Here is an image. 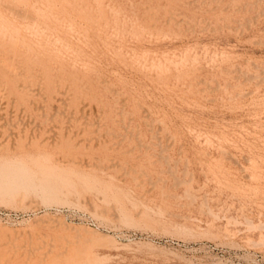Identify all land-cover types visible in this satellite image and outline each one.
<instances>
[{
    "label": "rangeland",
    "instance_id": "rangeland-1",
    "mask_svg": "<svg viewBox=\"0 0 264 264\" xmlns=\"http://www.w3.org/2000/svg\"><path fill=\"white\" fill-rule=\"evenodd\" d=\"M5 1L0 264H264V0Z\"/></svg>",
    "mask_w": 264,
    "mask_h": 264
},
{
    "label": "bare ground",
    "instance_id": "bare-ground-1",
    "mask_svg": "<svg viewBox=\"0 0 264 264\" xmlns=\"http://www.w3.org/2000/svg\"><path fill=\"white\" fill-rule=\"evenodd\" d=\"M0 1H1V0H0ZM4 1H5V0H4ZM21 1H22V0H21ZM29 1H30V0H29ZM37 1H38V0H37ZM37 1H36V2H37ZM44 1H45V0H44ZM48 1H50V0H48ZM11 2H12V1H11ZM18 2H19V0H18ZM22 2H23V1H22ZM22 2H21V3H22ZM24 2H25V1H24ZM45 2H47V1H45ZM51 2H52V0H51ZM0 3H1V2H0ZM4 3H6V1H5ZM13 3H15V2L13 1ZM28 3H29V2H28ZM32 3H33V2H32ZM38 3H39V2H38ZM40 3H41V2H40ZM43 3H44V2H43ZM48 3H49V2H48ZM53 3H54V2H53ZM18 4H19V3H18ZM24 4H25V3H24ZM3 5H5V4H3ZM11 5H13V4H11ZM11 5H10V6H11ZM29 5H30V3H29ZM33 5H34V3H33ZM46 5H47V4H45V6H46ZM49 5H51V3H49ZM49 5H48V6H49ZM54 5H56V4H54ZM0 6H1V5H0ZM6 6H9V3H7ZM6 6H5V8H6ZM10 6L7 7V8H10ZM14 6H17V4H15ZM22 6H23V4H22ZM22 6H21V7H22ZM31 6H32V5H31ZM31 6H30V7H31ZM37 6H39V4H38ZM43 6H44V5H43ZM48 6H47V7H48ZM52 6H53V5H52ZM3 7H4V6H3ZM11 7H13V6H11ZM21 7H20V9H21ZM23 7H24V6H23ZM27 7H28V5H27ZM40 7H42V6H40ZM55 7H56V6H55ZM13 8H14V7H13ZM17 8H18V6H17ZM38 8H39V7H38ZM57 8H58V7H57ZM25 9H26V8H25ZM25 9H24V10H25ZM35 9H36V8H35ZM39 9H40V8H39ZM51 9H52V8H49L48 10L51 11ZM0 10H3V14H4L5 11H6V10L4 11V9H1V8H0ZM9 10L12 11V9H9ZM21 10H22V9H21ZM43 10H44V9H43ZM45 10L48 11L47 9H45ZM45 10H44L43 12H45ZM53 10H54V9H53ZM56 10H57V9H56ZM56 10H55V12H56ZM58 10H59V9H58ZM58 10H57V11H58ZM15 11H16V10H15ZM18 11H19V10H18ZM49 11H48V12H49ZM20 12H21V11H19V13H20ZM22 12H23V11H22ZM35 12H36V11H35ZM55 12H54V13H55ZM58 12H59V11H58ZM1 13H2V11H1ZM7 13H8V12H7ZM38 13H40V12H38ZM41 13H42V12H41ZM61 13H62V12H61ZM61 13H60V15H61ZM90 13H91V12H90ZM5 14H6V13H5ZM26 14H27V13H26ZM29 14H30V13H29ZM46 14H47V13H46ZM51 14H53V11H52ZM55 14H56V13H55ZM62 14H64V13H62ZM13 15H14V14H13ZM13 15H12V17H13ZM20 15H21V17H22V14H20ZM36 15H37V13H36ZM41 15H42V14H41ZM60 15H59V16H60ZM10 16H11V14H10ZM14 16H16V15H14ZM26 16H28V15H25V17H26ZM38 16H39V15H37V17H38ZM42 16H43V15H42ZM42 16H40V17H42ZM44 16H45V13H44ZM46 16H48V15H46ZM52 16H53V15H52ZM59 16H58V17H59ZM1 17H3V16H1ZM1 17H0V18H1ZM16 17H18V16H16ZM48 17H49V16H48ZM54 17H55V16H54ZM6 18H8V17L6 16ZM6 18H5V19H6ZM14 18H15V17H14ZM22 18H23V17H22ZM22 18H21V19H22ZM42 18H43V17H42ZM42 18H41V22H42V20H43ZM45 18H46V17H45ZM51 18H53V17H51ZM51 18L49 19V21H48V19H47V22H50ZM15 19H17V18H15ZM24 19H25V18H24ZM27 19H28V21H29V17H28ZM34 19H35V18H33L32 20H34ZM54 19H55V18H54ZM61 19H65V16H64V18H61ZM8 20H9V19H8ZM10 20H14V19H10ZM19 20H20V18H19ZM25 20H26V19H25ZM35 20H37V18H36ZM39 20H40V19H39ZM39 20H37V21H39ZM66 20H67V19H66ZM69 20H70V19H68L67 21L69 22ZM2 21H3V20H2ZM2 21H1V22H2ZM14 21H15V20H14ZM16 21H17V20H16ZM43 21H44L45 24H48V23H46L45 20H43ZM20 22H23V21H19V23H20ZM25 22H26V21H25ZM64 22H65V21H64ZM9 23H10V22H9ZM9 23H8V24H9ZM12 23L14 24V23H17V22H12ZM19 23L16 24V25H20ZM23 23H24V22H23ZM27 23H29V22H27ZM27 23H26V24H27ZM30 23H31V21H30ZM32 23H34V21H32ZM32 23H31V24H32ZM37 23H38V22H37ZM0 24H1V23H0ZM2 24H3V23H2ZM8 24L6 25V23H5V26H8ZM10 24H11V23H10ZM24 24H25V23H24ZM26 24H25V25H26ZM70 24H71V21H70ZM72 24H73V23H72ZM72 24H71V25H72ZM16 25H15V27H16ZM27 25H28V24H27ZM34 25H35V24H34ZM37 25H40V24H37ZM42 25H43V24H42ZM42 25H41V26H42ZM56 25H57V24H56ZM59 25H61V26H65V25H62V22H61V24L59 23ZM59 25H58V26H59ZM22 26H23V25H22ZM22 26L20 25V27H22ZM43 26H44V25H43ZM47 26H48V25H47ZM49 26H50V24H49ZM49 26H48V27H49ZM53 26H54V24H53ZM74 26H75V25H74ZM8 27H9V26H8ZM20 27H19V28H20ZM37 27H38V26H36V28H37ZM72 27H73V25H72ZM3 28H4V27H3ZM10 28H11V27H10ZM55 28H56V27H55ZM61 28H64V27H61ZM5 29H6V28H5ZM7 29H8V28H7ZM12 29H14V28L12 27ZM12 29H11V30H12ZM15 29H16V28H15ZM21 29H23V27H22ZM25 29H26V28H25ZM40 29H41V28H40ZM45 29H47V28L45 27ZM45 29H44V31H45ZM50 29H51V26H50ZM50 29H49V30H50ZM52 29H53V28H52ZM52 29H51V30H52ZM65 29H66V28H65ZM65 29H64V30H65ZM69 29H70V28H69ZM1 30H2V29H1ZM11 30H10V31H11ZM58 30H59V29H58ZM58 30H57V32H58ZM67 30H68V29H67ZM73 30H74V29H73ZM75 30H76V29H75ZM12 31H13V30H12ZM12 31H11V33L14 34L15 30H14V32H12ZM16 31H21V30H19L18 27H17ZM24 31H25V30H24ZM34 31H35V29H34ZM47 31H48V30H47ZM47 31H46V32H47ZM52 31H55V30H52ZM62 31H63V30H62ZM25 32H26V31H25ZM27 32H28V31H27ZM27 32H26V33H27ZM31 32H32V30H31ZM31 32H30V34H31ZM37 32H38V31H37ZM50 32H51V31H50ZM55 32H56V31H55ZM67 32H69V33H66V34L63 33V32H61V33H62V34H65V36H70L69 34L72 32V29H71V32H70V31H67ZM0 33H1V32H0ZM19 33H21V32H18V33H16V35H15V34H14V35H15V36H17V35L19 36V35H20ZM22 33H24V32H22ZM34 33H35V32H34ZM61 33H60V34H61ZM28 34H29V33H27V36H28ZM36 34H37V33H36ZM48 34H49V32H48ZM52 34H53V33H52ZM52 34H51V35H52ZM54 34H55V33H54ZM56 34H57V33H56ZM58 34H59V32H58ZM67 34H68V35H67ZM73 34H74V33H73ZM73 34H71V35L73 36ZM75 34H76V33H75ZM75 34H74V35H75ZM23 35H25V33H24ZM43 35H44V34H43ZM49 35H50V34H49ZM11 36H12V34H11ZM30 36H31V35H29V38H30ZM34 36H35V37H34ZM34 36H32V37H34V39H37V38H36V35H34ZM39 36H40V35H39ZM57 36H58V35H57ZM20 37H21V40H22V39H23L22 36H20ZM24 37H25V36H24ZM44 37H45V36H44ZM52 37H53V36H52ZM58 37H59V36H58ZM60 37H61V36H60ZM26 38H27V37H26ZM46 38L49 39V37H46ZM66 38H67V37H65V39H66ZM13 39H14V38H13ZM18 39H19V38L17 37L16 40H18ZM31 39H32V38H30V40H31ZM38 39H39V38H38ZM41 39H42V38H41ZM50 39H51V38H50ZM60 39H61V38H60ZM60 39H59V40H60ZM3 40H5V39H2V41H3ZM9 40H10V39H9ZM11 40H12V39H11ZM23 40H24V39H23ZM23 40L20 41V39H19V41H20L21 43L23 42ZM28 40H29V39H28ZM39 40H40V39H39ZM43 40H45V38H43ZM52 40H53V39H52ZM63 40H64V39H63ZM66 40H67V39H66ZM7 41H8V39H7ZM34 41H35V40H34ZM55 41H57V40L55 39ZM64 41H65V40H64ZM69 41H71V39H70ZM9 42H12V41H9ZM15 42H16V41H15ZM25 42H26V41L24 40L23 43H25ZM32 42H33V41H32ZM35 42L37 43V40H36ZM41 42H43V41L41 40ZM46 42H47V41H46ZM49 42H50V40H49L47 43H49ZM21 43H19V44H21ZM53 43H54V42H53ZM58 43H59V42H58ZM61 43H62V41H61ZM2 44H3V42H2ZM13 44H14V43H12V46H13ZM16 44H17V43H16ZM27 44H29V43H27ZM39 44H40V42H39ZM43 44H44V43H43ZM64 44H65V42H64ZM8 45H9V44H8ZM34 45H37V44L34 43ZM46 45H48V44H46ZM50 45L52 46V43H51ZM50 45H49L48 47H50ZM54 45H55V44H54ZM56 45H57V44H56ZM3 46H4V44L2 45V47H3ZM21 46H23V45H21ZM24 46H26V43H25ZM41 46H45V45H41ZM41 46H37V47H41ZM10 47H11V46H10ZM13 47H14V46H13ZM27 47H28V46H27ZM46 47H47V46H46ZM5 48H6V46H5ZM11 48H12V47H11ZM18 48H19V47H18ZM18 48H17V49H18ZM25 48H26V47H25ZM41 48L44 49L45 47H41ZM3 49H4V48H3ZM3 49H2V50H3ZM13 49H15V48H13ZM13 49H12V50H13ZM17 49H16V50H17ZM22 49H24V48L22 47ZM28 49H29V48H28ZM30 49H33V51H35V46H34V48H31V47H30ZM38 49H40V48H38ZM38 49H37V50H38ZM7 50H8V48H7L5 51H7ZM10 50H11V49L9 48V51H10ZM37 50H36V53H37ZM25 51H27V50H25ZM3 52H4V51H3ZM11 52H12V51H11ZM11 52H10V54L13 55V54H12L13 52H12V53H11ZM28 52H29V50H28ZM28 52H27V53H28ZM39 52H40V51H39ZM39 52H38V53H39ZM4 53H5V52H4ZM6 53H7V52H6ZM6 53H5V54H6ZM8 53H9V52H8ZM14 53H15V52H14ZM25 53H26V52H25ZM27 53H26V54H27ZM30 53H31V52H30ZM32 53H33V52H32ZM0 54L3 55V53H0ZM10 54H9V55L7 54V55L10 57ZM17 54L19 55L18 52H17ZM34 54H35V52H34ZM2 55H1V57H2ZM31 55H33V54H31ZM28 56H29V55H28ZM35 56H37V55L35 54ZM38 56H40V55H38ZM3 57H4V56H3ZM9 57H8V58H9ZM16 57H19V56L16 55ZM21 57H24V56H21ZM21 57H20L19 59H21ZM26 57H27V56H26ZM8 58H7V59H8ZM10 58H13V56L10 57ZM27 58H28V57H27ZM33 58H34V57H33ZM1 59H2V58H1ZM4 59H5V58H4ZM19 59H18V61H20ZM24 59H25V61H26V58H24ZM29 59H31V56H30ZM13 60H15V56H14V59H13ZM40 60H41V59H40ZM5 61H6V60H5ZM7 61H8V60H7ZM7 61H6V63H7ZM18 61H17V62H18ZM25 61H24V62H25ZM31 61H32V60H31ZM31 61H30V62H31ZM21 62H22V61H21ZM33 62H34V60L32 61L31 64H33ZM6 63H3V64L6 65ZM9 63H10V62H9ZM11 63H12V62H11ZM18 63H19V62H18ZM22 63H23V62H22ZM25 63H26V62H25ZM27 63H28V62H27ZM34 63H37V61L34 62ZM0 64H2V62H0ZM12 64H13V63H12ZM16 64H17V63H16ZM43 64H45V63H43ZM43 64H42V65H43ZM47 64H49V63H47V61H46V65H47ZM18 65H20V64H18ZM22 65H23V64H22ZM22 65H21V66H22ZM24 65H25V64H24ZM26 65H27V64H26ZM33 65H34V64H33ZM14 66H16L15 63H14ZM14 66H13V67H14ZM21 66H20V67H21ZM27 66L29 67V64H28ZM34 66H35V69H36V65H34ZM37 66H38V65H37ZM43 66H44V65H43ZM43 66H41V68H44ZM51 66H53V65H51ZM51 66H50V67H51ZM0 67H1V66H0ZM3 67H4V66H3ZM20 67H19L18 70H20ZM22 67H23V66H22ZM17 68H18V67H17ZM23 68H24V67H23ZM29 68H30V67H29ZM32 68H33V66H32ZM46 68H47V67L45 66V69H44V70H46ZM53 68H54V66H53ZM0 69H1V68H0ZM10 69H11V67H10ZM27 69H28V68H27ZM27 69H26V70H27ZM47 69H48V68H47ZM51 69H52V67H51ZM5 70H7V69L5 68L4 71H5ZM13 70H14V69H13ZM13 70H12V71H13ZM28 70H29V69H28ZM38 70H39V69H38ZM40 70L44 71L43 69H40ZM10 71H11V70H10ZM31 71H32V72H31ZM34 71H35V70H34ZM34 71H33L32 69L30 70V72L32 73V75H33ZM49 71H51L50 68H49ZM17 72H19V71H17ZM21 72H22V71H21ZM30 72H26V73L28 74V73H30ZM36 72H37V69H36L35 73H36ZM46 72H48V70H47ZM52 72H53V70H52ZM2 73H3V72H2ZM5 73H6V72H5ZM7 73H8V72H7ZM38 73H40V72H38ZM38 73H37V74H38ZM48 73H49V72H48ZM48 73H47V74H48ZM53 73H54V72H53ZM53 73H52V74H53ZM59 73H60V72H59ZM11 74H14V73H11ZM16 74H17V73H16ZM18 74H19V73H18ZM18 74H17V75H18ZM49 74H50V73H49ZM61 74H63V72H61ZM61 74H59V75L61 76ZM0 75H1V74H0ZM4 75H5V74H4ZM6 75H7V74H6ZM14 75H15V74H14ZM21 75H22V74H21ZM32 75L30 74L29 76L31 77ZM12 76H13V75H12ZM19 76H20V75H19ZM25 76H26V75H25ZM51 76H52V75H50V77H51ZM55 76H56V75H55ZM3 77H4V76H3ZM3 77H1V78H3ZM9 77H11V76H9ZM16 77H17V76H16ZM53 77H54V76H53ZM53 77H52V78H53ZM7 78H8V76H7ZM13 78H14V77H13ZM26 78H27V77H26ZM35 78H36V77H35ZM54 78H57V77H54ZM21 79H22V78H21ZM50 79H51V78H50ZM0 80H1V79H0ZM3 80H5V77H4ZM16 80H18V79H16ZM26 80H27V79H26ZM30 80H31V79H30ZM5 81H6V80H5ZM5 81H3V82H5ZM24 81H25V80H24ZM21 82H22V81H21ZM54 82H55V81H54ZM0 83H1V82H0ZM7 83H8V82H7ZM19 83H20V81H19ZM54 84H55V83H54ZM5 85H6V84H5ZM3 86H4V85H3ZM16 86H17V83H16V81H15V88H16ZM18 86H19V85H18ZM18 86H17V87H18ZM7 87H8V84H7ZM24 169H25V168H24ZM24 171H25V170H24ZM6 177H7V176H5V179H6ZM9 177H10V176H9ZM9 177H7V178H9ZM11 179H13V178L11 177Z\"/></svg>",
    "mask_w": 264,
    "mask_h": 264
}]
</instances>
